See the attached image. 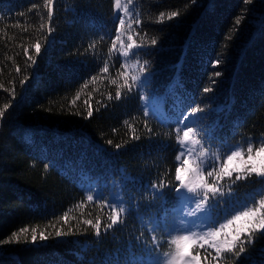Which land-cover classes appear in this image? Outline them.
Masks as SVG:
<instances>
[{
	"label": "trees",
	"instance_id": "16d2710c",
	"mask_svg": "<svg viewBox=\"0 0 264 264\" xmlns=\"http://www.w3.org/2000/svg\"><path fill=\"white\" fill-rule=\"evenodd\" d=\"M51 7L49 20L45 0H0V110L10 105L0 120V241L24 227L52 234L35 245H0V264H144L158 252L147 223L178 202L182 117L194 105L204 108L190 119L209 159L264 139V0H133L141 23L131 34L145 46L127 61L119 42L109 52L121 14L114 0H53ZM176 10L179 17L167 20ZM125 62H138L132 72L145 69V83L131 92L119 88ZM89 105L93 116L85 119ZM161 182L163 195L152 187ZM258 187L256 177L236 182L233 198ZM109 205L125 211L106 230ZM97 219L99 236L83 223ZM57 228L72 234L55 238ZM248 249L254 264H264V239Z\"/></svg>",
	"mask_w": 264,
	"mask_h": 264
},
{
	"label": "snow or ice",
	"instance_id": "6c2138e0",
	"mask_svg": "<svg viewBox=\"0 0 264 264\" xmlns=\"http://www.w3.org/2000/svg\"><path fill=\"white\" fill-rule=\"evenodd\" d=\"M191 2L195 3L196 0H191ZM245 2L251 3L252 0H245ZM52 4L53 0H45L49 20L53 16ZM132 4L133 0H127L126 3L123 0H114L115 9L121 14L116 18L118 26L109 52L116 51L117 42H119V55L125 61L130 56L134 58L137 54L136 50L145 46L142 43H138L131 34L136 31L133 29V24L139 26L141 23L135 7L130 8ZM179 15L180 12L178 10L171 11L167 14V20H175ZM164 19L165 14L160 13L158 22H163ZM241 19L242 17L235 19L237 26L241 23ZM125 35L128 41L126 44L123 40ZM156 44L157 40L152 39L151 45L155 46ZM34 47L36 55L39 56L42 45L37 42ZM27 51L25 49V54H27ZM28 58L35 64V60L31 56ZM219 64L220 61L215 60L211 66L218 67ZM137 66L138 62L130 65L126 62L121 64L123 71L120 72V76L123 77V83L119 85L120 89L127 88L131 92L134 87L142 86L145 83V81L141 80V75L145 70L143 65L139 66L138 71H131L137 69ZM16 70L17 72L20 71L18 67ZM102 71L108 73L109 67L107 63H105ZM212 75L219 77L221 73L219 71L210 73V76ZM112 83H116V81L113 80ZM87 86V84L84 85L85 88ZM212 90L211 87L203 89L205 93ZM115 98L117 100L122 98L120 90L116 91ZM76 99H79V94H77ZM108 99H112V96L109 95ZM71 103L74 105L76 100H73ZM9 106L8 104L4 105V110H7ZM4 110H0V120L4 118ZM204 111V108L200 105H194L182 117L180 122L182 127L177 126L176 128L178 133L177 143L180 145V149L176 156V186L173 189L178 201L195 205V208L188 212L187 215L197 217L202 227L200 231L189 230L181 232L176 228L168 231V244L171 251L163 253L166 259L161 261L160 264H202L200 250H204L206 253L203 256L204 264H207L209 257H211L215 264H221L222 260H231L239 262V264H245L241 257L247 252L248 246L252 245L257 239H264V140L255 142L249 140L246 150L241 146L226 152L223 157L217 155L209 159L202 143L203 137L199 136L193 120L190 119V117H195L198 113ZM75 114L79 115V113ZM145 115H147V112H145ZM92 116L93 111L89 105L87 115L84 118L88 119ZM148 131L151 132V129H148ZM253 176L257 178V182L262 186L261 190L254 194H249L242 201L234 199L231 189L232 184L239 181H248ZM225 181L228 182L227 187L229 191L227 192L225 191ZM167 186L166 183L161 182L159 186L153 185L152 187L158 194L163 195L162 190ZM225 197H228V199L225 200ZM87 200L93 201L94 196L88 195ZM221 203L225 204L226 207L222 209L220 207ZM109 206L112 207L111 205ZM124 211L123 207H119L118 210L116 207H112V214L108 217L110 223L106 225V230L112 229L118 224L120 215ZM198 213L201 215L198 216ZM69 219L70 217L67 212L60 217V220L65 221V223ZM83 223L90 225L95 230L97 236L100 235L101 222L99 219L95 223L92 220H84ZM157 227L159 225L152 229L153 233ZM29 231H31L30 240L27 235ZM161 231L163 232L165 229H161ZM70 234H72L71 228L67 232L61 228L55 230V238L65 237ZM51 235V233L46 234L44 231H40L38 234L35 227L31 228V230L28 227H24L18 231H14L9 238L0 241V245L14 243H31L35 245L38 240L41 242L46 241ZM152 242L156 248H159L160 245L155 235L152 236ZM209 249L212 251L209 252Z\"/></svg>",
	"mask_w": 264,
	"mask_h": 264
},
{
	"label": "rangeland",
	"instance_id": "374dc122",
	"mask_svg": "<svg viewBox=\"0 0 264 264\" xmlns=\"http://www.w3.org/2000/svg\"><path fill=\"white\" fill-rule=\"evenodd\" d=\"M146 112L149 113L148 111ZM259 140H264V139L259 138L256 139L255 141H259ZM248 142L249 141H247L246 144L244 145L242 144L234 145L231 149L243 146L246 150ZM253 177L255 178V176ZM261 188L262 186L260 185V187H258L255 192L261 190ZM255 192H253L252 194H254ZM194 208H195L194 204L178 201V203L173 208L165 212L160 217L159 220L153 219L149 223H147L148 232L150 233L151 239L152 236L155 235L160 246L158 248V252L156 255L145 258L144 264H160L161 261L166 259V257L163 256V253L171 251V248L169 247L168 244L169 236L167 235V232L171 231L173 228H176L181 232L189 231V230L200 231L202 225H200L199 221L197 220V217L187 215V213L192 211ZM199 215L201 214L198 213V216ZM157 225H159V227H157L156 231L153 233L152 229ZM161 229H165V231L162 232ZM254 255L257 256L256 252L254 250L248 249V252H246L243 255V257L245 258V260L250 261L251 264H254L255 262V260L253 259Z\"/></svg>",
	"mask_w": 264,
	"mask_h": 264
}]
</instances>
